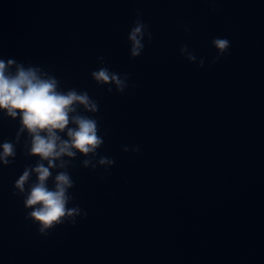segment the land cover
<instances>
[{
    "label": "water",
    "instance_id": "water-1",
    "mask_svg": "<svg viewBox=\"0 0 264 264\" xmlns=\"http://www.w3.org/2000/svg\"><path fill=\"white\" fill-rule=\"evenodd\" d=\"M0 58L86 91L97 110L77 113L103 137L50 169V187L70 174L79 212L42 234L23 204L35 176L14 187L37 158L0 113L16 146L0 164V264H264V0H0ZM102 67L122 90L93 78Z\"/></svg>",
    "mask_w": 264,
    "mask_h": 264
},
{
    "label": "clouds",
    "instance_id": "clouds-1",
    "mask_svg": "<svg viewBox=\"0 0 264 264\" xmlns=\"http://www.w3.org/2000/svg\"><path fill=\"white\" fill-rule=\"evenodd\" d=\"M145 27L143 22L136 21L128 34L132 56L138 55L143 48L141 38ZM212 44L219 57L227 52L230 41L227 37H216ZM189 59L194 57L189 56ZM92 76L97 82H114L118 90L125 86V80L107 68L94 71ZM78 106L90 112L97 110L96 102L86 91L78 92L74 88L61 90L58 79L38 66L25 65L13 58H0V113L13 119L19 117L16 138L26 132L30 138L26 154L37 158L34 167L24 168L14 187L25 193L26 182L35 176L28 185L23 204L31 209L28 217L38 225L42 234L79 212L78 207H67L71 198L68 188L74 183L70 174L65 170L58 171L50 187V169H63L69 161L62 157L95 153L103 143V137L98 135L97 120L77 113ZM70 123L72 126H68ZM15 155L13 141L5 139L0 142V164L8 165ZM99 163L111 164L112 160L101 157ZM83 164H89V160L85 159Z\"/></svg>",
    "mask_w": 264,
    "mask_h": 264
}]
</instances>
